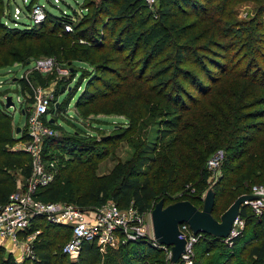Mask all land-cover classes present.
Instances as JSON below:
<instances>
[{
    "label": "trees",
    "instance_id": "1",
    "mask_svg": "<svg viewBox=\"0 0 264 264\" xmlns=\"http://www.w3.org/2000/svg\"><path fill=\"white\" fill-rule=\"evenodd\" d=\"M112 1L115 7L111 14L106 12L108 6H105V3H110L111 0L105 2L101 0L95 9L91 3L88 7L86 5V8L84 6L81 12L76 13L77 16L79 15L78 22L73 26L72 33L66 31L63 26L65 22L74 23L75 17L71 13L58 16L46 11V18L39 25L30 24L31 27L27 25L23 29L7 26L0 21V49L14 42L10 37L39 39L41 35L38 34L40 32L36 30V26L42 28L48 22L51 23L49 32L56 30L65 36L71 35L82 39H85L90 32L91 37L96 41L95 48L103 49L109 46L120 55L125 53L124 57L128 59L141 50L143 68H139L131 77L141 85L137 89L136 99L141 88L153 89V96L158 97L167 108L161 125L167 133L175 130V134L165 142L163 151L158 156H149V152L159 149L158 146L161 145L159 140H152L148 145L144 141V146L142 140L140 143L134 142L133 146L137 149L134 150L131 158L126 163H115L109 172L100 176L88 173L105 155L104 146H101L100 150L97 148L99 141H87L75 135L45 137L41 150L43 158L51 156V149L58 150L57 161L61 160L58 162L63 161L64 154H67L68 158L64 160V165L59 166L51 181L43 186H37L35 197L42 201L65 199V202L82 207L99 206L111 198L119 207H126L132 203L138 211L145 212L153 207L158 189L171 191L181 186V184L177 185V181L184 184L188 181L196 194L176 200L187 199L200 208L201 195L207 189L206 180L209 176L204 165L205 158L216 148L223 147L225 151L220 166L222 174L211 186L214 191L213 213L217 210L215 204L217 197L219 199V196H225L227 193L244 194L247 192L244 190L247 184L264 176V150L261 153L249 154L255 138L264 132V120L247 122V119L253 117L256 112H244L264 102L262 21H257V26L253 25L252 21L250 22L252 25L248 28L234 31L232 24L228 23L234 0H157V6L153 9L143 0ZM2 4L0 0V15ZM175 8L199 19L193 27L202 21H207L209 26L193 35L202 38L210 32L207 41L223 49L227 54L223 56L224 54L215 50L212 51L213 56H210V47L205 44L194 45V38H184L183 33L180 29L177 31L173 23L167 25L166 21L174 15ZM256 31H260V34L256 35ZM215 38H220L221 41L213 42ZM129 39L131 45L127 44ZM128 46H131L130 52H124ZM48 48L54 53L57 62L67 59V64L69 63L70 59L62 53L61 44H49ZM73 51L70 50L67 57L76 55L77 51L72 53ZM229 51L235 53L234 57L242 52L238 58L229 59L228 54L232 55ZM87 54L88 50H82L78 55L87 57ZM128 62L132 65L135 61L128 60ZM187 64L189 66H185ZM69 68L74 70L72 66ZM150 69L153 71L147 73ZM99 73L106 72L100 70ZM49 77L33 71V78L41 85H44ZM129 77L124 78L128 84L132 82ZM237 77L242 78L243 84L235 81ZM96 82H99L98 77ZM20 84L32 95L28 80L22 78ZM89 87L79 95L77 106H83L101 97H96L94 92H87L91 89ZM259 89H262L263 94H260ZM27 100L31 102L33 98ZM142 104L139 106L136 104L133 114L126 117L128 121L126 128L122 132L103 138L101 145H105L110 139H120L124 132L127 134L133 131L136 128L134 115ZM59 107L60 102L55 100L48 113L57 111ZM9 115L0 107V203L6 201L9 194L15 190V174H20L25 179L31 174L32 169L31 157L28 153L9 147L12 140L28 138L26 130L17 138L9 134L6 120ZM258 117H264V109ZM242 121L243 125H240ZM48 123L57 125L54 118ZM144 124L146 126L148 123L142 120L140 125ZM144 138L146 140L148 136L145 135ZM248 143L251 146H244ZM73 161L76 163L75 167L86 166L82 174H77L76 184L73 183L74 178H72L73 174L76 175L75 169L68 170ZM65 170L68 171L63 174ZM162 199L165 203L168 198ZM246 209L240 205L239 213L245 218L246 226L252 224L249 234H246L244 228L245 230L242 231L245 232L244 236L241 233L235 237L229 249L220 238L204 233L194 244L195 264L263 263L264 238L259 240L258 235L264 232V217L257 219ZM37 227L41 228V232L29 245L35 258H25L19 264H72L62 252V246L70 236V228L67 225L48 222L42 216L34 217L30 231ZM244 241H249L245 251L249 260H243V263L234 262L233 254H228L227 251L238 249ZM212 250L216 252L210 256ZM3 251L4 248L0 245V253ZM99 256L94 241H84L79 252V264H95ZM105 256L104 264H145L144 262L152 256L157 264H171L170 259H165L161 248L152 246L144 239L121 243L114 250L108 248ZM3 264L18 263L11 253L6 252ZM175 264L185 263L178 260Z\"/></svg>",
    "mask_w": 264,
    "mask_h": 264
},
{
    "label": "rangeland",
    "instance_id": "2",
    "mask_svg": "<svg viewBox=\"0 0 264 264\" xmlns=\"http://www.w3.org/2000/svg\"><path fill=\"white\" fill-rule=\"evenodd\" d=\"M100 1L101 0H2L3 4L2 13L0 15V21L7 26L18 27L20 29H23L27 27V25L30 26L31 24V18H29V13L31 11L32 6L38 5L42 8L43 12L45 13L44 18L40 22H42L46 18V11L58 16H62L63 14H65V12L71 13L72 16L75 17L73 21L74 23L71 24L73 29V26L77 24L79 17V15L77 16L76 13L81 12L84 6V8H86V5L88 7V4L90 3L95 9ZM103 1L105 2L106 0ZM105 6H108V10L106 9V12L108 14L113 13V9L115 7L114 1L111 0L110 3H105ZM16 7L20 9V13L18 14H15ZM142 14H144V12H142ZM173 14L174 15L172 17L167 19L166 23L167 25L171 23L175 24V29L177 31L180 29L181 33H183L184 38H194L193 44L196 46L205 44L206 46L210 47V56H213L212 51L215 52V50L218 51L220 54H224L223 56L227 54V52L223 49L217 48L213 45V43H209L207 41L208 37L210 36V32L209 34H205V36L202 38L193 35L194 33L201 32L203 28L208 27L209 24L207 21H202L201 23H199V25L193 27V25L197 23V20H199L198 18L184 13L177 8L173 10ZM129 19L130 18L128 17V22ZM252 21L253 25L255 26H257V21H262V30L264 31V1L262 2L260 0H234V3L232 4V13L229 17L228 22L232 24L231 27L234 28V31L235 29L242 30L245 27L248 28L250 25H252L250 24V22ZM39 23L37 24L39 25ZM50 25L51 23L49 24L47 22L46 25L42 28L36 26V30L40 32L38 34L41 35L39 39H34L32 37L28 39H22L19 36L10 37L14 39V42L4 45L0 49V107L10 114L6 118L8 122L7 126L9 128V134L12 135L14 138L20 136L21 133L23 134V132L27 129L28 126L27 114L29 115V113L33 110L32 103L27 100V98L33 97L27 92L28 90L22 88L20 84V79L25 78L28 80V87L35 92L36 98L39 96L50 98L46 107V111H48V109H51L52 104L55 100L60 102L59 109L57 111H50L48 114L49 118L50 116L51 119L54 118L55 123L57 125L53 126L48 124L53 133L52 135L47 137L75 135L78 138L87 141H99L100 143H98L97 147L99 150L102 148L101 146H104V148H106L105 155L101 159H99L96 162V165H94L95 167L90 169V172H88L90 173V175L100 176L109 172V170L113 167L115 163H126L128 159L131 158L132 154L134 153V150L137 149V147L133 146V143H140L141 140L143 141V146L144 141H146L148 145L152 140H159L161 142V145L158 146L160 150L155 149L154 152H149V156H158L160 152L163 151L165 142L173 134H175V130L167 133V130L163 129L164 126L161 125V122L164 119V111L167 108L163 106L158 97L153 96V89L147 90L145 87L141 88V92L139 94V97L137 98L138 101L136 99L137 89L141 85L139 81H133L134 79H131V77L135 72L139 70V68H143V52L139 50L134 57H129L128 59L124 57L125 53L120 55L116 53L115 49H113L112 47L110 48L108 46L104 47L103 49H101L100 47L95 48L94 43L96 41H94V39L91 37L90 32L87 33L85 39L74 38L71 35L65 36V34L56 30L49 32V29L51 28ZM72 29L68 32L72 33ZM100 29L102 30V27H100ZM255 34L259 35L260 31H256ZM241 36L243 35L241 34ZM93 37L96 38L95 36ZM99 39L97 41H99ZM220 41V38H215L213 42ZM130 42L131 40L129 39L127 41V44H129ZM49 44H61L62 53L65 55L66 58L70 60L68 64L66 61L67 59H64L63 62L55 61L50 67L47 66L46 69L48 71H46V73H43V76L50 77L46 80V83L44 85H41L33 78V71L38 70L35 68L36 61H54V53L48 48ZM259 45L262 46V44L260 43ZM130 49L131 46H128L124 52H130ZM70 50H76V55L67 57ZM82 50H88L87 57L86 55H78L80 52H82ZM74 51L72 53H74ZM232 52L233 51H229V53L232 54H228L229 59L238 58L242 51L238 53V55H236L235 57V53ZM131 59L135 61L132 65H130L128 62V60L132 61ZM224 63H226V60H224ZM70 66H72L74 70H70ZM185 66L189 65L187 64ZM42 68L44 69V67ZM62 68L66 71L62 72ZM67 68L69 70H67ZM100 70H105L106 73H99ZM151 71L153 70H147V73ZM128 76H130L129 78L132 81L129 84L126 83V81L124 80V78ZM97 77L99 82H96ZM258 79L260 78L258 77ZM235 81L243 84L241 77L235 78ZM88 86H90L89 88L91 89L88 88L89 90L87 92H94L96 97H101L97 100H94L93 102L86 103L83 106H77V99L79 95L84 92V90ZM254 88L256 89V87ZM100 90L103 93H99L101 92ZM261 90L262 89H259V92L260 94H263ZM7 95L11 96L12 105L5 107L4 100ZM19 100H21V104H19ZM136 104H138V106L142 104L139 111L137 109V113L134 115L136 128L127 134L126 132H124V135H122L120 139H110L107 143H105V145H101L102 141L104 140L103 138L109 135H113L116 132H122L126 128V126L128 125L126 117L131 116L133 114ZM23 108L25 109V113H23ZM263 109L264 102L258 103L255 106L246 109V111L244 112H256L253 117L247 119V122H258L259 120H264V117H258V114H260L261 110ZM142 120L146 121L148 124L146 126L145 124L140 125V122ZM240 125H243V121L240 123ZM17 127L20 128L18 131H16ZM141 131L144 133H141ZM145 135L148 136L146 140L144 138ZM23 141V139L12 140V142L9 143V147H18L21 144H24ZM244 146L249 147L251 145L250 143H248ZM263 146L264 132H261L253 141L249 154L252 155L255 153L263 152ZM221 148L223 149V147ZM221 148H216L214 151H212V153H209L205 158L204 165H206V162L214 154V152L217 149ZM224 151L225 149H223V152ZM50 152L52 153L51 156L43 159L45 164H48L50 158H57V149H51ZM54 158L51 160H56ZM67 158L68 155L64 154L62 162H58L61 160H56L57 170L59 169V166L64 165V160H66ZM75 165V162L71 163L68 168V170H70L71 168L75 169L74 173H76V175L73 174L72 177L74 178V184H76V181L78 179L77 174H82V171L85 169L84 167H86H75ZM67 171L65 170L63 174H66ZM221 174V167L219 168V176L211 179L209 174L206 180L207 189L208 186L215 184L219 180ZM15 175L16 185L14 191L18 193H22L23 191L27 192L28 189L26 188V186H23V184H25V182H23V177L17 173ZM176 183L177 185L181 184V186H177L171 191H164L158 189L153 204L160 198H168L166 199V202L170 203L180 197H188L196 194V192H194L190 187L188 181L185 184L184 182L180 183V181H177ZM254 185H264V176L258 178V180L251 181L249 184H247L244 187V190L247 192L244 194L249 193ZM202 196L203 195H201V197ZM237 196L239 195L227 193V195L225 196H219V199L217 197L215 201L217 210L213 212L214 217L218 218L219 215L234 201ZM64 200H62L61 202H65ZM107 201H112L113 203H115V201L111 198H108ZM126 207L119 208L124 209ZM150 210L151 209H148L147 211L142 212L143 215L141 216L143 218V221L147 224L148 227H150L152 231ZM246 210L248 211L249 209ZM246 225L247 224L244 223L243 230L246 229V234H249V230L251 229L252 224L250 223L248 226ZM40 232L41 228L37 227L32 231L29 230L26 233L23 232L22 234L31 235L35 233V238ZM244 233H242L243 236ZM260 233L262 232H259V234ZM258 238L259 240L264 238V232L258 235ZM120 242L121 241H119L118 244H121ZM247 242L249 241L242 242L239 245L238 249L235 248L232 250H229L231 249L229 245H226L224 243L223 244L227 248H229L227 253L231 255L233 254L234 262L243 263V260H249V257L245 252L248 248L246 246ZM95 247L99 250L100 253L99 260L98 262H95V264H104L106 259L105 254L106 251H108V248L114 250L118 247V245L116 247L110 245L105 247ZM243 248H245V250H243ZM191 250L192 253L188 255L189 257L182 258L180 259V261H184L187 264H195L194 261L196 254L194 250V245ZM6 252L11 253L9 250H7V248H4V251L0 253V264H3V258H5ZM215 252L216 251L212 250L210 256H212ZM163 253L166 259L165 252L163 251ZM13 257L14 259H18L19 261H23L25 259H20L18 256L14 255ZM154 260L155 258L152 256L144 263L157 264V261L154 262ZM262 264H264V261Z\"/></svg>",
    "mask_w": 264,
    "mask_h": 264
},
{
    "label": "built area",
    "instance_id": "3",
    "mask_svg": "<svg viewBox=\"0 0 264 264\" xmlns=\"http://www.w3.org/2000/svg\"><path fill=\"white\" fill-rule=\"evenodd\" d=\"M143 2L152 9L157 6V0H143ZM15 10V14L20 13L18 7ZM44 16L45 13L40 6H32L29 13L32 25L39 23ZM63 26L66 31L72 29L69 22H65ZM55 61V59L54 61H36L35 68L38 69V72L46 73L48 71L47 66L50 67ZM61 70H63L62 72L66 71L63 68ZM67 70L69 69L67 68ZM32 93L33 110L29 115L27 114L26 132L28 138L23 141L24 144L14 147L23 150L31 157V174L27 178H23V182H25L23 186H26L28 191L22 193L13 191L6 201L0 203V245L7 248L11 253L17 252L20 259H34L35 255L29 245L34 239V234L38 232L31 235H23L22 233L30 230L34 217L42 216L48 222L67 225L71 229L69 238L62 246V252L67 255L72 264H79V252L84 241H94L95 246L98 247L109 245L116 247L119 245V241L124 243L130 240L144 239L152 246L161 248L165 252L166 259H170V246L155 241L150 227L143 221L142 212L138 211L132 204L121 209L112 201H106L99 206L82 207L71 202L42 201L35 197L34 193L37 186H43L54 178L57 172V158L52 157L48 164H45L41 152L43 139L53 133L48 126L51 116L49 118V113L46 111L50 98L40 96L36 98L33 90ZM21 103L19 100V104ZM223 155V149H217L206 162L205 166L211 179L219 176ZM53 158L56 160H51ZM206 190L202 194V200ZM247 194L253 197L245 199L241 205L249 209L257 219L264 217V185H254ZM244 223L245 218L238 212L228 235L220 237L221 242L231 246L233 239L242 233ZM179 229L186 238L185 252L179 258L180 261L182 258L189 257L194 243L204 233L193 234L186 223L180 224ZM15 261L19 264L22 260L15 259Z\"/></svg>",
    "mask_w": 264,
    "mask_h": 264
},
{
    "label": "water",
    "instance_id": "4",
    "mask_svg": "<svg viewBox=\"0 0 264 264\" xmlns=\"http://www.w3.org/2000/svg\"><path fill=\"white\" fill-rule=\"evenodd\" d=\"M11 96L5 97V107L11 106ZM52 121V119H50ZM20 128L17 127L16 131ZM250 194H240L219 215L214 217V191L208 188L204 194L201 208L187 199L176 200L165 204L160 198L150 210V219L154 239L159 244L170 246V263H176L185 252L186 238L182 235L179 225L186 223L193 234L207 233L215 237L228 235L239 207L245 199L252 198Z\"/></svg>",
    "mask_w": 264,
    "mask_h": 264
},
{
    "label": "crops",
    "instance_id": "5",
    "mask_svg": "<svg viewBox=\"0 0 264 264\" xmlns=\"http://www.w3.org/2000/svg\"><path fill=\"white\" fill-rule=\"evenodd\" d=\"M14 256H17L18 255V253L17 252H14V253H12Z\"/></svg>",
    "mask_w": 264,
    "mask_h": 264
}]
</instances>
